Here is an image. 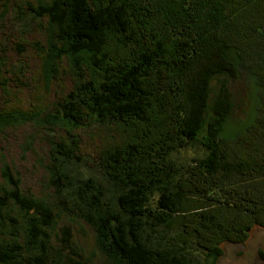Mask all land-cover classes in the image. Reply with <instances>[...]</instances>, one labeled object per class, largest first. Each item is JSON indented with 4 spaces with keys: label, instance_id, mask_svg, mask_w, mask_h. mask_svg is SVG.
<instances>
[{
    "label": "trees",
    "instance_id": "trees-1",
    "mask_svg": "<svg viewBox=\"0 0 264 264\" xmlns=\"http://www.w3.org/2000/svg\"><path fill=\"white\" fill-rule=\"evenodd\" d=\"M21 3L40 20L34 79L37 99H49L27 116L0 109V127L32 120L47 130L40 163L57 197L23 190L4 165L0 264H94L95 253L109 264H198L189 242L213 264L224 242L264 228V0ZM7 65L9 76L31 73ZM241 72L259 104L227 135L219 119ZM187 149L188 159L171 156ZM81 222L93 234L88 254L73 234ZM159 230L182 245L153 241Z\"/></svg>",
    "mask_w": 264,
    "mask_h": 264
},
{
    "label": "rangeland",
    "instance_id": "rangeland-1",
    "mask_svg": "<svg viewBox=\"0 0 264 264\" xmlns=\"http://www.w3.org/2000/svg\"><path fill=\"white\" fill-rule=\"evenodd\" d=\"M4 5H8V11L4 16L0 15V62L5 61L6 66L4 68L0 66V109L19 106L23 108L27 116L37 110L31 109L32 105H38L49 99L47 96L42 100L37 99L43 89L42 84L36 78L34 79L35 71L38 69L37 44L38 42L43 44L44 38L42 32L38 30L40 20L31 16L28 5L22 4L21 0H0V14H3ZM15 5L20 7L16 9ZM22 14L25 20L30 22V28L21 25ZM32 17L33 20H31ZM7 64H14L16 68L21 67V70H30L31 73L19 76L16 72V75L9 76ZM238 75L236 77L238 79L229 81L227 84L232 100L230 111L219 119L220 127L222 125L223 133L227 135H232L236 129L239 130L246 122L252 121L259 104L255 86L252 87L246 74L241 72ZM17 76L21 77L22 84L17 82ZM52 89L54 90L55 86ZM0 130H2L0 132V186L9 188L2 175L6 164L13 177L17 176L20 179L23 190L31 192L35 197L55 200L57 197L55 188L50 183L43 164L40 163V158H45L48 151L49 136L45 133L47 130L39 128L32 120L23 121V123L10 121L9 126L3 129L0 127ZM192 152L191 149L176 151L171 153V156L175 160L188 159L193 155ZM83 153L89 155L92 150L86 149ZM71 166L77 168L75 173L70 172L72 176L74 174L82 176L84 170L86 171L89 167L84 161L71 163ZM157 195V192L153 194V200ZM73 234L85 253L95 251L92 230L88 225L83 222L76 224ZM152 240L162 244L161 246L172 243L177 244L175 246L182 245L175 231L153 232ZM220 248L222 252L215 258L213 264H264V258L260 254V251L264 253V228L253 226L243 243L224 242ZM184 251L198 264L211 263L212 258L206 255L204 250L199 249L194 242L184 245ZM95 256L94 264H109L99 253H95Z\"/></svg>",
    "mask_w": 264,
    "mask_h": 264
},
{
    "label": "bare ground",
    "instance_id": "bare-ground-1",
    "mask_svg": "<svg viewBox=\"0 0 264 264\" xmlns=\"http://www.w3.org/2000/svg\"><path fill=\"white\" fill-rule=\"evenodd\" d=\"M56 58V57H55ZM0 118H1V116H0ZM46 137V136H45ZM37 152V151H36Z\"/></svg>",
    "mask_w": 264,
    "mask_h": 264
}]
</instances>
